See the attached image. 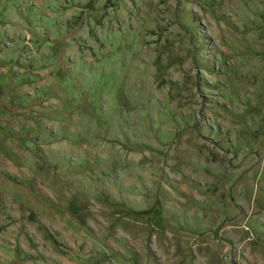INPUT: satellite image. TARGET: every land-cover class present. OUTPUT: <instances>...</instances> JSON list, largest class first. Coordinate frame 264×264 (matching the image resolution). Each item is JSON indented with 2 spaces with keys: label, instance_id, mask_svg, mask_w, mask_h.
Returning a JSON list of instances; mask_svg holds the SVG:
<instances>
[{
  "label": "rangeland",
  "instance_id": "rangeland-1",
  "mask_svg": "<svg viewBox=\"0 0 264 264\" xmlns=\"http://www.w3.org/2000/svg\"><path fill=\"white\" fill-rule=\"evenodd\" d=\"M0 264H264V0H0Z\"/></svg>",
  "mask_w": 264,
  "mask_h": 264
}]
</instances>
